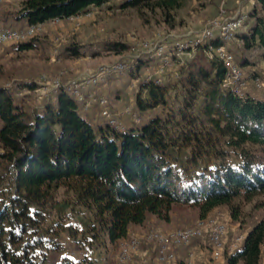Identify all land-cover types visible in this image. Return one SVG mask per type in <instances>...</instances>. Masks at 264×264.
I'll use <instances>...</instances> for the list:
<instances>
[{
	"label": "trees",
	"instance_id": "16d2710c",
	"mask_svg": "<svg viewBox=\"0 0 264 264\" xmlns=\"http://www.w3.org/2000/svg\"><path fill=\"white\" fill-rule=\"evenodd\" d=\"M110 1L23 0L17 10L2 11L0 21L45 24ZM186 2L123 0L120 7L168 31ZM42 42L37 33L14 48ZM225 45L248 75L259 73L264 0H252L242 28ZM73 46L64 53L81 55ZM130 48L122 41L103 43L115 53ZM180 68L173 82L141 83L136 110L160 107L161 113L123 131L107 123L94 127L63 90L38 109H25L15 92L35 90V83L0 86V264H45L63 251V232L82 249L102 235L114 244L149 215L168 221L176 206L196 209L199 218L225 206L240 225L258 209L264 213V100L240 99L223 87L224 65L201 50ZM263 244L264 215L240 248L225 255L226 264H260ZM58 264L90 263L62 256Z\"/></svg>",
	"mask_w": 264,
	"mask_h": 264
},
{
	"label": "rangeland",
	"instance_id": "374dc122",
	"mask_svg": "<svg viewBox=\"0 0 264 264\" xmlns=\"http://www.w3.org/2000/svg\"><path fill=\"white\" fill-rule=\"evenodd\" d=\"M22 1L9 0V5L17 10ZM122 1L113 0L103 6L92 7L90 10L85 11L87 13L81 18L59 19L54 24L45 23L43 29L38 32V35H43V42L36 48L20 50L14 48L15 43L0 45V86L7 87L11 85L14 87L15 84L20 82L35 83L37 86L35 90L21 89L17 101L25 109H38L47 97H54L55 95L54 89L41 85L42 77L48 81L57 77L65 81L77 76L75 74L76 70L86 68L94 71L99 65L112 63L121 58L126 59L123 56L132 52V46L136 48L144 41L155 40L157 37L168 33L183 35L190 30L201 29L221 9H224L228 15L229 10L233 9V12L237 9L243 10L245 6H250L252 2V0H187L185 6L177 11V25L172 30L167 31L163 25L154 21L145 24L134 9L120 7ZM0 2L3 3L2 0ZM2 11L4 10H0V16ZM106 41H122L131 48L120 53L106 51L103 49V43ZM71 45H74V48H79L82 54L67 56L68 58L63 59V56H66L64 50ZM184 57L183 55L181 61L173 63L175 67L164 69L163 81H175L174 73H180V67L186 64L187 59ZM138 63L139 61L134 64L135 67L130 71L110 75L106 80V85H102L97 89L102 90L100 93L105 92L112 100V104L114 100H119L121 107L124 104L131 103L135 105L141 83L144 82L146 74L152 70L154 71L155 68L136 67ZM72 67L75 68L73 69L75 72L72 71ZM115 105L114 103V110H112L117 114V119L125 125V129H127V122L139 127L142 122L161 113L160 107L139 113L137 110L131 109L130 106H126L129 111L132 110L138 113L139 121L135 122L132 113L124 111L126 107L121 109L124 112L122 114ZM124 117L126 118L124 119ZM103 123H105L104 120L100 118L99 124L104 125ZM169 215L168 221L149 215L140 228H129L128 238L110 244L106 235H102L92 247H86V249H82L70 237L68 232H63L60 235L64 245L63 251L51 253L45 264H58L62 256H67L75 262L83 259L90 264H115L122 242L130 239V237L142 234L150 229L169 231L193 226L200 219L196 209L185 206L174 207ZM215 215H223L227 220L230 236L234 233H242L245 238L251 226L264 213L258 209L254 212L252 219L246 218V223L243 225L231 220L229 211L225 206L214 208L206 217ZM192 248L194 249V255L190 264H226V253L219 260L211 258L205 239L200 242H193ZM261 255L260 264H264V244L262 245Z\"/></svg>",
	"mask_w": 264,
	"mask_h": 264
},
{
	"label": "built area",
	"instance_id": "2783aa9c",
	"mask_svg": "<svg viewBox=\"0 0 264 264\" xmlns=\"http://www.w3.org/2000/svg\"><path fill=\"white\" fill-rule=\"evenodd\" d=\"M87 12H82L68 18H81ZM247 18V11L237 9L232 14H226L224 9L198 30H190L183 35L168 33L157 37L155 40L144 41L136 48L132 46V52L124 55L112 63L99 65L94 71H85L65 81L60 78L46 80L41 78V85L54 89L55 95L63 90L80 105L83 111H88L92 105H97L99 117L114 130L123 131L125 125L117 119V114L109 106L108 98L103 93H98L97 88L106 83L110 75L132 70L142 56L149 55L160 59L154 72L146 74L144 82L152 81L155 84L163 83V74L166 67L174 62L182 60L184 54H195L201 50L209 59H217L222 62L226 69L223 87L233 91L240 99L247 97L264 100V61L261 63L259 73L254 76L248 75L234 60L233 54L227 49L226 43L230 42L242 28ZM59 18L48 21V24L58 22ZM44 24H26L22 27L4 26L0 28V45L7 43L23 42L43 29ZM220 41L221 43H214ZM175 80L180 78V73H174ZM261 92L259 96L250 95L248 88ZM7 87L12 88L11 85ZM44 87V88H45ZM17 95L21 91L15 92ZM54 95V96H55ZM132 113L134 121L138 122V113ZM124 113V112H123ZM128 238V237H127ZM207 241L208 249L213 260H219L223 254H231L238 250L244 240V234L237 233L230 236L227 220L223 215L200 218L193 226L174 230L150 229L142 234L123 240L122 246L115 259V264H135L136 256L141 248L144 250V264H177L180 257L185 263L190 264L194 255L192 243ZM149 251L152 254H148Z\"/></svg>",
	"mask_w": 264,
	"mask_h": 264
},
{
	"label": "crops",
	"instance_id": "0c3cea01",
	"mask_svg": "<svg viewBox=\"0 0 264 264\" xmlns=\"http://www.w3.org/2000/svg\"><path fill=\"white\" fill-rule=\"evenodd\" d=\"M1 1V0H0ZM3 1V3L2 2H0V10H14L13 8H11V6L9 5V0H2ZM245 11H247L248 9H249V6H245ZM90 10V9H89ZM236 11V10H235ZM234 11V12H235ZM234 12H232V13H234ZM231 13V14H232ZM3 26H8L7 24H2V22L0 21V28H2ZM24 26V25H23ZM184 58H186L187 59V61L185 62L186 64H187V62H189L192 58H193V56L191 55V54H184ZM187 56V57H186ZM64 58L63 59H66V58H68L67 57V55L66 56H63ZM183 57V56H182ZM159 62H160V59L158 58V57H153V56H149V55H145V56H142L140 59H139V63L137 64V66L136 67H144V66H147V67H157V65L159 64ZM185 64V65H186ZM143 65V66H142ZM184 65V66H185ZM170 67H175L174 66V64H172ZM73 69H75L74 67H72V71H73ZM92 70V69H91ZM85 71H90L89 69H86V68H84L83 70H76V75H80V74H82L83 72H85ZM73 72H75V71H73ZM72 72V73H73ZM154 71L152 70V71H150V72H148L147 74H151V73H153ZM104 85H106V84H104ZM98 90V89H97ZM100 91H102L101 89H99L97 92L98 93H100ZM103 94H105L106 95V93L105 92H102ZM248 93L250 94V95H253V96H255V95H257V96H259L260 94H261V92H257V91H254L253 90V88H251V87H249L248 88ZM107 96V98H108V103H109V106L114 110V103L116 104L115 106H117V109H118V111H120V113H122L123 111H121V109L123 108V107H126V106H130L131 107V109H135L136 110V108H135V105L133 104V103H131V104H124L122 107H121V102L119 101V100H114V102H113V104H112V100L110 99V97L108 96V95H106ZM125 110V109H124ZM83 114H84V116L91 122V124L94 126V127H99L100 126V124H99V119H100V117H99V114H98V107H97V105H92V108L90 109V110H88V111H83ZM123 114V113H122ZM126 117H124V119H125ZM126 127H127V129H132V128H136L137 126H135L134 124H132V123H128L127 122V125H126ZM140 228V226H131L130 228ZM138 230H140V229H138ZM144 248V247H143ZM143 248H141L140 249V251H139V254L136 256V263L135 264H144L143 262H142V259L144 258V256H143V254H144V249ZM148 254H152V252L151 251H149V253ZM177 264H186L185 263V261L182 259V257H180V259L178 260V262H177Z\"/></svg>",
	"mask_w": 264,
	"mask_h": 264
}]
</instances>
